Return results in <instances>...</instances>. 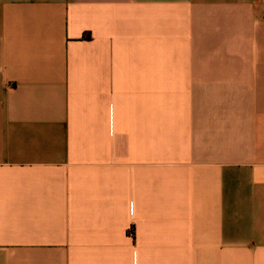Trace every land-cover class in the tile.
I'll use <instances>...</instances> for the list:
<instances>
[{
  "label": "crops",
  "instance_id": "1",
  "mask_svg": "<svg viewBox=\"0 0 264 264\" xmlns=\"http://www.w3.org/2000/svg\"><path fill=\"white\" fill-rule=\"evenodd\" d=\"M0 264H264V0H0Z\"/></svg>",
  "mask_w": 264,
  "mask_h": 264
}]
</instances>
